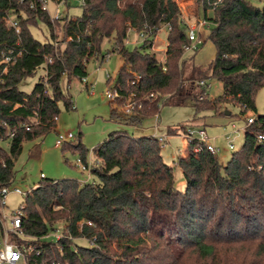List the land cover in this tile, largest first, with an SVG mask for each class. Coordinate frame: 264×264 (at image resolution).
I'll list each match as a JSON object with an SVG mask.
<instances>
[{
  "label": "trees",
  "instance_id": "1",
  "mask_svg": "<svg viewBox=\"0 0 264 264\" xmlns=\"http://www.w3.org/2000/svg\"><path fill=\"white\" fill-rule=\"evenodd\" d=\"M211 1L217 4L198 0L213 23L207 38L216 48L215 58L202 69L194 61L199 48L183 59L189 39L177 0H85L81 15L69 13L56 22L20 0H0V61L9 47L21 51L0 87V187L13 183L24 142L56 129L60 103L67 110L74 108L63 80L69 88L74 78L88 77L87 64L99 59L105 39H114L112 52L123 58L115 78L124 96L119 102L132 95L142 104L131 115L120 113L114 104L115 120L140 125L160 112L162 101L180 106L191 102L196 115L210 110L226 114L220 108L225 104L239 107L245 118L257 114L245 129L243 145L226 164L190 141L173 166L165 162L156 136L115 130L93 149L101 162L92 169L98 182L42 179L25 199L23 227L31 235H43L63 223L64 236L47 247V255L61 264H264V142L257 141V135L264 134V114H258L256 106L264 88V3ZM11 11L25 13L19 15V34L6 24ZM39 22L51 33L45 42L32 33ZM167 24L164 70L150 49ZM58 27L63 39L57 46ZM131 28L149 34L133 49L125 44ZM40 69L47 73L46 82L40 75L31 91L24 90ZM136 73L140 78L133 84ZM210 78L224 86L216 98L209 97ZM197 80L207 84L199 87ZM185 125L180 127L184 131ZM80 138L63 145L87 162L89 149ZM197 145L201 149L195 152ZM175 167L183 174L184 190L177 186Z\"/></svg>",
  "mask_w": 264,
  "mask_h": 264
},
{
  "label": "rangeland",
  "instance_id": "2",
  "mask_svg": "<svg viewBox=\"0 0 264 264\" xmlns=\"http://www.w3.org/2000/svg\"><path fill=\"white\" fill-rule=\"evenodd\" d=\"M72 7L69 12L71 15L79 16L82 13V0H70ZM251 4L262 6L264 0H248ZM181 9V21L184 25L187 22L195 21L197 19H205L203 9H199L198 0H177ZM51 12L54 6L50 5ZM63 13H67L66 8L61 9ZM213 16V11H208V17ZM213 23L209 21V26L200 30L203 42L199 45V49L194 54L193 52H185L184 58H188L194 54V61L202 69H206L209 63L216 56V48L214 44L207 38ZM34 37L40 41H47L51 39V33L44 23L39 22L38 26L32 28ZM56 45H59L60 40L63 39V30L55 28ZM128 40L125 44L128 48L133 49L141 45V37L139 34L131 31L128 32ZM168 29L166 26L156 34L153 48L159 59H163L167 48ZM61 47H65L64 41H61ZM115 46L114 39H105L102 45V52L99 59L93 58L87 64L88 69V84L81 79L74 78L71 81L69 88L67 87V80L64 78V88L69 90L74 102V108L67 110L63 103H60V113L57 119L56 129L46 134L44 137H39L34 140L24 142L22 151L15 160V179L12 183L13 187H19L23 191L32 190L35 185L42 182L41 173H45L46 179L59 180L64 178L77 179L81 184L86 180L90 183L98 182L99 179L92 172V169L100 165L101 162L94 154L93 149L98 144L105 141L108 135L115 130H124L131 135L150 136V135H168V140L162 146V155L166 163L175 166L177 158L181 154H185V148L188 146V139L185 137V131L180 127L183 124L188 126H196L194 123L202 122L205 125L209 135L213 138L214 144L221 150L218 152L219 159L222 164H226L232 154L241 148L245 140V117L240 115V108L232 104H225L221 106V110L229 111L232 115L217 113L215 111H205L196 115L192 103L187 105H160V112L148 117L142 121L140 125H127L119 120L111 117V111L114 104L120 113L131 115L126 112V105L129 100L119 102L120 99L110 101L106 97V91L115 80L123 58L118 52H112ZM105 57L102 60V57ZM204 66V67H202ZM44 74V70L40 69L36 76L29 78L22 87L26 91H31L38 81L40 75ZM137 74V73H136ZM109 76L112 77L109 82ZM112 81V82H111ZM208 91L210 98H216L224 93L223 83L216 79L210 78L208 84ZM256 106L258 114H264V88H262L256 96ZM238 127L235 131L232 123ZM185 125V128L187 127ZM171 129V134L169 133ZM57 131L66 133L72 131L77 141L80 140L84 146L89 149L87 154V163L91 167L83 170L81 164L78 162L80 154L76 150H72L68 144L63 146H56ZM178 132V134H176ZM230 135L235 144V150L229 149V141L226 135ZM215 138V139H214ZM76 141V140H73ZM8 143H2L8 148ZM174 175L176 183L180 190L185 189V184H180L183 174L178 167H175ZM24 201L23 197L17 193H11L7 197L8 210L12 211L20 206ZM62 226L63 223H58ZM78 243L88 245V241L78 240Z\"/></svg>",
  "mask_w": 264,
  "mask_h": 264
},
{
  "label": "built area",
  "instance_id": "3",
  "mask_svg": "<svg viewBox=\"0 0 264 264\" xmlns=\"http://www.w3.org/2000/svg\"><path fill=\"white\" fill-rule=\"evenodd\" d=\"M207 1L209 4H217L216 1ZM20 2L31 10L46 12L52 22L62 20L65 15L70 13L69 9L70 7H72V2L70 0H20ZM51 4L54 6L53 12H51L50 9ZM81 4H85V0H82ZM63 7L67 9V13L62 12L61 9ZM19 15L25 17V13L23 11H20V13L11 11L5 15L7 26L13 29L17 34L21 32ZM164 26H166L168 30L170 29L169 24ZM186 26L189 43L184 44L183 48L185 52H190L198 49L199 45L203 42L200 30L205 28L206 26H209V19L205 17V19L203 20L197 19L195 21H190L186 23ZM161 29H159L158 31H160ZM131 31L140 35V43H143L149 37V34H147L145 31H137L134 28H131L129 30V32ZM68 39H71V37H68ZM126 41L127 43H129L128 39ZM20 54L21 51H18L15 47H9L2 52L0 66L3 65V67H0V87L4 82V74L7 72L8 66L11 63H14L18 55ZM166 62L167 59L165 51L164 58L160 60V64L163 66L164 70H167ZM46 74L47 73L44 70L43 75L45 76V78L43 80L45 82L47 80ZM134 77L135 78L132 81L133 84H135L136 81L140 78V75L135 74ZM111 78L112 77L109 76L110 80ZM81 80L88 84L87 77H84ZM195 84L200 87L205 86L207 83L205 80H197ZM106 97L110 101H115L116 99L124 97L116 87L115 80H113L111 86L107 89ZM127 100H129V102L126 105V112L132 114L136 111V108H142V104L137 103L132 95L128 97ZM256 118L257 114L248 115L245 118L244 130L250 124L254 123ZM33 121H35V119H33ZM232 127L235 131L239 130L234 122L232 123ZM156 137L161 145H164L168 140L167 135H156ZM185 137L188 139V142L197 141L198 143L202 144L211 153L218 154V152L220 151V148L214 144L213 138L209 135L205 127L187 125L185 129ZM75 138L76 136L72 131H68L66 133L57 132L56 146H62L64 143L70 142ZM226 138L229 141V149L235 150L236 147L233 139L228 134L226 135ZM257 141L263 143L264 134H258ZM200 149L201 146L197 145L194 148V151L198 152ZM78 162L81 164L83 170L91 167L90 163L84 162L81 157L78 159ZM41 179H46V175L43 172L41 173ZM88 183H90L89 180H86L85 182L81 183V185H85ZM38 186H40V183L35 185L34 188H37ZM32 190L23 191L19 187H13L12 184L0 187V264H61L60 262L56 261L55 258L47 255V247L50 243H58L61 240L66 230L64 225H58L55 230L47 231L43 235H31L24 230L23 217L25 215L26 208L25 199ZM11 193H17L21 195L24 201L18 208L9 211L7 209V197Z\"/></svg>",
  "mask_w": 264,
  "mask_h": 264
},
{
  "label": "crops",
  "instance_id": "4",
  "mask_svg": "<svg viewBox=\"0 0 264 264\" xmlns=\"http://www.w3.org/2000/svg\"><path fill=\"white\" fill-rule=\"evenodd\" d=\"M202 36V35H201ZM196 64V63H195ZM197 65V64H196ZM200 66V65H199ZM202 67H204V66H202ZM230 113L231 112H229V111H227L226 112V114L227 115H230ZM194 124H196V126H202V127H205V125L204 124H202V122H198V123H194ZM206 128V127H205ZM57 132H59V131H57ZM176 134H178V132L176 133ZM155 136V135H154ZM168 136V135H167ZM215 139V138H214ZM187 148V147H186ZM186 148H185V153H186ZM221 150V149H220ZM180 184L182 185V184H185V180L184 179H181V181H180ZM177 186H178V184H177Z\"/></svg>",
  "mask_w": 264,
  "mask_h": 264
}]
</instances>
